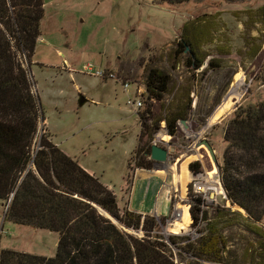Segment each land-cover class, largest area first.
<instances>
[{
	"label": "rangeland",
	"instance_id": "374dc122",
	"mask_svg": "<svg viewBox=\"0 0 264 264\" xmlns=\"http://www.w3.org/2000/svg\"><path fill=\"white\" fill-rule=\"evenodd\" d=\"M45 1L48 11L43 7L42 37L36 42L34 55L29 60L19 55L41 108L33 152L46 135L52 144L111 189L120 209L155 217L157 227L146 238L154 242L160 236L156 240L165 244L161 249L174 263L221 264L197 260L170 244L169 237L173 236L180 237V246L196 239L187 231L178 235L171 232L172 225L187 228L192 216L190 185L187 184L182 201L175 194L180 193L179 187L184 189L189 178L186 159L205 158L202 147L193 152L192 146L207 138L221 166L228 122L241 107L264 101V14L261 16L264 0H181L179 4L156 0ZM46 12H52L60 19L59 23L46 19ZM197 20L212 23L211 41L202 48L203 64L194 68L188 65V53L178 43L183 25L187 22L197 25ZM260 43L261 48L251 59L250 54ZM86 63L114 73L118 81L82 72ZM151 67L168 72L172 81L163 101H149L144 94V107L140 111L151 103L153 113L144 120L127 105L133 88L125 91L122 83L130 82L132 87L144 90L146 73ZM79 96L87 100L83 105L78 104ZM188 101L191 104L185 120L188 128L180 124L173 137L167 134L162 119L159 130L152 133L151 142L157 139L159 146L169 149L168 160L161 166L154 162L149 169L135 167L133 152L138 134L154 118L163 115L162 102L176 105ZM175 176L182 179L175 181ZM174 202L185 204L184 217L188 220L167 228L165 220ZM229 204L222 199L204 211L213 220L214 210L229 208ZM7 207L8 203L0 201V251L10 249L53 257L58 233L8 221ZM99 212L105 215L100 209ZM112 222L127 236L145 237L142 230ZM223 226L221 230L227 238L225 264L232 262L234 253L241 256L245 249L253 253L257 245L255 236L237 223ZM203 228L204 224L199 223L197 230Z\"/></svg>",
	"mask_w": 264,
	"mask_h": 264
},
{
	"label": "trees",
	"instance_id": "16d2710c",
	"mask_svg": "<svg viewBox=\"0 0 264 264\" xmlns=\"http://www.w3.org/2000/svg\"><path fill=\"white\" fill-rule=\"evenodd\" d=\"M43 7L42 0H0V201L8 203V221L57 232V251L47 258L4 249L0 251V264H177L164 254L161 247L165 244L156 240L160 236L154 242L146 238L157 227L155 217L120 209L115 193L46 135L33 152L41 108L19 55L28 60L33 57L41 36ZM195 23L198 24L183 25L178 44L188 53V65L198 68L204 61L202 48L211 41L212 23ZM262 43L253 49L251 59ZM171 81L168 72L149 68L144 81L147 99L163 101ZM151 106L148 103L144 111H137L139 119L153 115ZM190 111L189 101L176 105L162 102L163 115L138 134L133 152L135 167L149 169L155 162L149 158L150 139L159 130V122L163 119L168 134L175 137L178 124L186 120ZM223 139L226 149L221 172L229 208L217 207L213 220L203 211L204 233L183 246L178 245L180 237H169L170 244L197 260L225 264L227 238L221 229L223 224L237 223L255 236L257 245L253 253L248 249L241 256L234 253L230 264H264L256 260H264V101L241 107L228 122ZM189 161L186 159L187 164ZM200 169L199 162L190 164V171ZM199 203V197L192 198L193 224L199 220ZM99 208L123 227L142 230L145 237L136 239L122 233L111 219L101 215ZM181 229L186 228L173 225L171 232Z\"/></svg>",
	"mask_w": 264,
	"mask_h": 264
},
{
	"label": "built area",
	"instance_id": "2783aa9c",
	"mask_svg": "<svg viewBox=\"0 0 264 264\" xmlns=\"http://www.w3.org/2000/svg\"><path fill=\"white\" fill-rule=\"evenodd\" d=\"M81 71L82 72H88V74L93 75V76L118 81V78L116 77V75L114 73H112V72L107 73L104 69L96 68L92 64H88V63L84 64ZM122 87L125 91H128L130 88H133V96L128 97L126 103L128 106L132 107L134 110L140 111L144 107V102L142 100V97L144 96V94H146L145 87H144V90H142L140 88V86H133L132 87L130 82H123ZM181 125H183V124H181ZM181 125H180V123L178 124V129ZM185 127L188 128V126H186V125H185ZM165 130H166V128H165ZM197 138H198V136H197ZM200 140H199V142H200ZM199 142H196L192 146L193 152L197 151L198 146H200ZM151 143H152V145L159 146L160 142L157 139L156 140L153 139ZM168 150L169 149H167V152L169 153ZM210 158L211 157L209 155V159ZM210 160H211V168L210 169L207 170V168H205V167L202 168V166H201V169L195 173L188 170V168L190 167V164H192L194 162H199V161L201 163H203V162L201 159H197V158H195L191 162L189 161V167H187L189 178L187 179V181L184 185V189L181 190V187H179L180 193L175 194V196L178 197L179 199H181V201H182V199L184 198V195L186 194L185 188H186L187 184H189L190 185V191L192 193L191 197L192 198L193 197H199L201 199V203H199V208H200V212L198 215L199 220L196 222V224H193V219L191 217L189 220V223L187 225V228L181 229L179 232H173L174 235L181 234V231H187V233L191 236V238H196V239L199 238L204 233V231H202V230H201L202 232L197 230L199 223L202 222V224H205V219H203V211L204 210L207 211L208 208H210L212 206H216L217 204L220 203V201L222 199H223V201L227 200V194H226V191L224 189L225 186H224V182H223V177H222V174L220 172L221 166L219 164H217V167H215L214 166V165H216L215 162L212 160V158ZM192 198H191V202H192ZM180 206H181L180 203H177V202L173 203L172 212L170 213L169 216L166 217V220H165L166 227H168L169 225L171 226L176 220L181 219V214L179 211ZM190 225H192V227L193 226L194 227L191 228ZM166 227H165V229H166Z\"/></svg>",
	"mask_w": 264,
	"mask_h": 264
},
{
	"label": "water",
	"instance_id": "95a60500",
	"mask_svg": "<svg viewBox=\"0 0 264 264\" xmlns=\"http://www.w3.org/2000/svg\"><path fill=\"white\" fill-rule=\"evenodd\" d=\"M86 98L83 96H79L78 99V104L79 105H83L86 102ZM180 124H185V120L180 121ZM199 145H204L207 150L208 153L210 155V157L212 158V160L218 164V160L217 157L215 155V150L214 148L211 146V144L206 140L203 139L199 142ZM149 157L155 161V165L156 166H161L163 165L167 160H168V152L166 148H163L161 146H156V145H152V149L150 150V154ZM14 193L12 194L11 198H13ZM10 198V199H11ZM9 199V200H10ZM101 210L102 213H104L105 215H107L109 217V219L117 221L116 219H114L112 216H110L108 213L104 212L101 208H99Z\"/></svg>",
	"mask_w": 264,
	"mask_h": 264
},
{
	"label": "bare ground",
	"instance_id": "6f19581e",
	"mask_svg": "<svg viewBox=\"0 0 264 264\" xmlns=\"http://www.w3.org/2000/svg\"><path fill=\"white\" fill-rule=\"evenodd\" d=\"M239 83H241V82H239ZM199 147H202L203 149H204V152H205V158L204 159H202L200 156L198 157H193V159L192 160H194L195 158H197V159H201L202 160V162L204 163V165L205 166H207L209 169L211 168V162H210V159H209V155H208V153H207V150L205 149L206 147H203V146H199ZM198 147V148H199ZM189 160H190V158H189ZM192 160H190V162L192 161ZM206 167V168H207ZM161 170V169H160ZM208 170V169H207ZM165 175V174H164ZM175 181L176 180H181L182 178H181V176H175ZM172 189V188H171ZM184 208H185V206L184 205H181L180 207H179V211H180V214H181V219L180 220H176L173 224H177V222H179V221H184V220H188V219H186L185 217H184V213H185V210H184ZM159 215V214H158ZM170 226V225H169ZM168 226V227H169ZM175 226H177V225H175ZM167 227V228H168ZM172 227H173V225H172Z\"/></svg>",
	"mask_w": 264,
	"mask_h": 264
},
{
	"label": "crops",
	"instance_id": "0c3cea01",
	"mask_svg": "<svg viewBox=\"0 0 264 264\" xmlns=\"http://www.w3.org/2000/svg\"><path fill=\"white\" fill-rule=\"evenodd\" d=\"M44 2H45V9H46V11H48L47 10V2L44 0ZM51 13L52 12H46V16H45V18L46 19H53L54 21H57L58 23H59V21H60V19H58V18H56V16L55 15H51ZM53 14V13H52ZM56 19V20H55ZM55 23V22H54ZM56 25H58V24H56ZM42 37V36H41ZM90 173V172H89ZM160 210V215H163V209L161 208V209H159ZM165 212V211H164Z\"/></svg>",
	"mask_w": 264,
	"mask_h": 264
},
{
	"label": "flooded vegetation",
	"instance_id": "af4514ba",
	"mask_svg": "<svg viewBox=\"0 0 264 264\" xmlns=\"http://www.w3.org/2000/svg\"><path fill=\"white\" fill-rule=\"evenodd\" d=\"M203 139H206V140L208 141V139H207V138H205V137H204V138H202L201 140H203ZM201 140H200V141H201ZM208 142H209V141H208ZM211 146H212V145H211ZM212 147H213V146H212ZM214 150H215V149H214Z\"/></svg>",
	"mask_w": 264,
	"mask_h": 264
}]
</instances>
